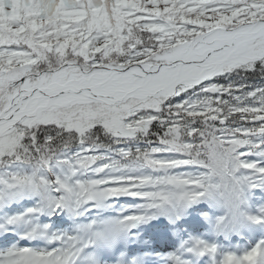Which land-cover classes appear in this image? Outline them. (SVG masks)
Segmentation results:
<instances>
[{
  "label": "snow or ice",
  "instance_id": "1",
  "mask_svg": "<svg viewBox=\"0 0 264 264\" xmlns=\"http://www.w3.org/2000/svg\"><path fill=\"white\" fill-rule=\"evenodd\" d=\"M145 222L264 264V0H0V264H112Z\"/></svg>",
  "mask_w": 264,
  "mask_h": 264
},
{
  "label": "rangeland",
  "instance_id": "2",
  "mask_svg": "<svg viewBox=\"0 0 264 264\" xmlns=\"http://www.w3.org/2000/svg\"><path fill=\"white\" fill-rule=\"evenodd\" d=\"M188 244H189V242H187ZM188 244H186V245H182L181 246V244L179 243V245L177 244V246H175V250L173 251V254L174 255H179L180 253H183L184 252V250H185V248H186V246L188 245ZM168 257H170L169 256V253H165L164 254V256H162V253H161V256H160V258L163 260V259H168ZM123 263H125V261H123ZM170 264V263H169Z\"/></svg>",
  "mask_w": 264,
  "mask_h": 264
},
{
  "label": "bare ground",
  "instance_id": "3",
  "mask_svg": "<svg viewBox=\"0 0 264 264\" xmlns=\"http://www.w3.org/2000/svg\"><path fill=\"white\" fill-rule=\"evenodd\" d=\"M123 251H124V246L122 245L121 251L119 253H117L116 256H115V258H117L115 260H118V261L120 260V259H118V257L121 256V254H122ZM184 254L185 253H180L179 255L183 256ZM117 264H118V262H117Z\"/></svg>",
  "mask_w": 264,
  "mask_h": 264
}]
</instances>
